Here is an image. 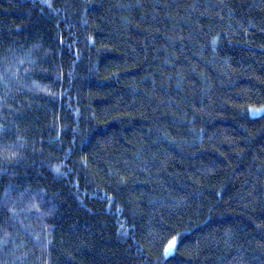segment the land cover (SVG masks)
I'll list each match as a JSON object with an SVG mask.
<instances>
[{"label":"trees","instance_id":"16d2710c","mask_svg":"<svg viewBox=\"0 0 264 264\" xmlns=\"http://www.w3.org/2000/svg\"><path fill=\"white\" fill-rule=\"evenodd\" d=\"M0 264H264V0H0Z\"/></svg>","mask_w":264,"mask_h":264},{"label":"snow or ice","instance_id":"6c2138e0","mask_svg":"<svg viewBox=\"0 0 264 264\" xmlns=\"http://www.w3.org/2000/svg\"><path fill=\"white\" fill-rule=\"evenodd\" d=\"M57 167H58V166H57ZM174 243H175V238H173V241L168 245V247H169V248L173 247Z\"/></svg>","mask_w":264,"mask_h":264}]
</instances>
